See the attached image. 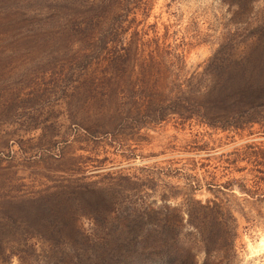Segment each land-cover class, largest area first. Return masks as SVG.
Here are the masks:
<instances>
[{"label":"rangeland","instance_id":"374dc122","mask_svg":"<svg viewBox=\"0 0 264 264\" xmlns=\"http://www.w3.org/2000/svg\"><path fill=\"white\" fill-rule=\"evenodd\" d=\"M228 73L264 78V0H0V264H145L113 238L139 223L198 263L196 200L235 218L209 264H264V201L221 185L264 140L213 112Z\"/></svg>","mask_w":264,"mask_h":264},{"label":"trees","instance_id":"16d2710c","mask_svg":"<svg viewBox=\"0 0 264 264\" xmlns=\"http://www.w3.org/2000/svg\"><path fill=\"white\" fill-rule=\"evenodd\" d=\"M237 75L228 73L226 80L220 86V96L214 104L213 112H222L223 115L239 114V127H245L253 122H258L264 128V78L254 81L238 82L235 79ZM235 125V124H234ZM264 130V129H263ZM231 162L243 160L249 167V183L245 184L239 177H230L225 179L221 185L225 188L232 189L234 186L242 193L255 197L259 201H264V140L258 144L246 143L240 150H233ZM244 164V165H245ZM243 165V166H244ZM220 201H213L211 204L201 203L196 200L193 205V228L199 233L196 239L201 250L202 259L194 264H209L208 257L225 256L226 252L231 254L233 251L235 222L229 208H222ZM190 212L187 210L189 219ZM190 221V220H189ZM139 226V227H138ZM132 227V231L125 234L113 236L118 245L142 247L139 252L142 254L145 264H152L153 258L162 259L163 264H181V253L171 250L178 243L173 231L175 227L163 224L162 227L154 228L150 226L142 229L140 223ZM109 241L111 239L109 238ZM145 247V248H144ZM198 251L195 249L190 252L189 244L184 247V252L189 256H194ZM193 259L190 260V263Z\"/></svg>","mask_w":264,"mask_h":264}]
</instances>
